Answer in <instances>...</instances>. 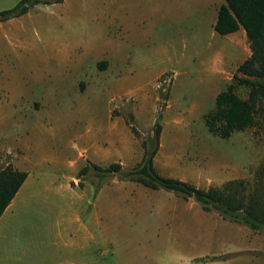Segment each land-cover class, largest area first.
Returning a JSON list of instances; mask_svg holds the SVG:
<instances>
[{
    "label": "rangeland",
    "instance_id": "1",
    "mask_svg": "<svg viewBox=\"0 0 264 264\" xmlns=\"http://www.w3.org/2000/svg\"><path fill=\"white\" fill-rule=\"evenodd\" d=\"M172 2L37 4L18 21L24 26L12 27L11 39L0 33V168L11 164L31 178L44 173L46 193L68 199L69 217L97 231V264L228 259H192L207 241L254 244L264 261V227L252 230L193 198L116 176L96 190L101 177L93 165L134 167L158 121L160 174L205 189L242 179L264 203L262 112L228 138L205 122L217 94L250 57L248 38L238 32L237 47L227 37H209L197 16L176 13ZM234 90L248 97L245 85ZM51 208L54 217L66 209Z\"/></svg>",
    "mask_w": 264,
    "mask_h": 264
},
{
    "label": "trees",
    "instance_id": "2",
    "mask_svg": "<svg viewBox=\"0 0 264 264\" xmlns=\"http://www.w3.org/2000/svg\"><path fill=\"white\" fill-rule=\"evenodd\" d=\"M64 0H19L14 6L0 11V21L26 14L37 4L60 3ZM218 12L215 31L226 35L245 29L251 55L237 68L233 83L220 91L215 98L214 108L205 114L206 125L212 133L228 138L235 131L246 129L255 121L259 111L264 116V0H225ZM242 84L248 87L247 98L238 95L234 87ZM154 134L142 141L141 160L130 168L119 162L107 167L93 165L101 177L100 188L105 177L116 176L119 180L140 183L151 189H165L176 195L193 198L206 211L214 210L225 219L248 226L258 231L264 227V203L253 192H248L242 179L224 182L221 186L207 189L187 181L164 176L155 167L154 158L159 150L162 124L156 121ZM86 165L80 174L88 171ZM28 176V172L11 164L0 168V217L9 206ZM234 254L224 256L232 257Z\"/></svg>",
    "mask_w": 264,
    "mask_h": 264
},
{
    "label": "crops",
    "instance_id": "3",
    "mask_svg": "<svg viewBox=\"0 0 264 264\" xmlns=\"http://www.w3.org/2000/svg\"><path fill=\"white\" fill-rule=\"evenodd\" d=\"M18 1L0 0V11L14 6ZM225 3V0H174L171 5L176 8V13L197 16L196 22L198 21L210 32L209 37L224 36L232 40L235 46L240 47L242 42L237 43L234 36L238 32L246 34L242 26L237 31L226 35L215 31L214 26L219 9ZM201 5L200 10H197ZM154 8L152 6L153 10ZM27 14L28 12L0 21V33L5 38L11 39L9 32L12 27L24 26L18 21ZM38 175H40L39 178H31L30 174L27 176L0 217V264H97V231L69 217V210L73 204H70L63 196L61 200L57 198L56 200L50 196L49 192L46 193L45 174ZM48 200L51 201V207L53 203L57 207L65 206L63 217H54V208L50 205L47 207ZM40 201L42 205L38 208ZM243 237L247 238L246 235ZM250 239H253L252 234ZM238 241L240 242L241 238ZM215 244L214 241L203 242L201 245L204 247L197 248V251L201 253L197 252L192 259L207 255L234 254L228 259L216 258L198 264H264V261L253 253L258 250L254 244L229 245L224 242L216 244L213 250Z\"/></svg>",
    "mask_w": 264,
    "mask_h": 264
}]
</instances>
